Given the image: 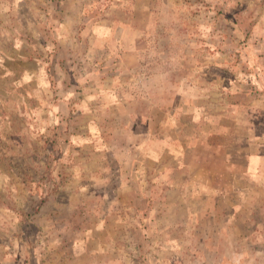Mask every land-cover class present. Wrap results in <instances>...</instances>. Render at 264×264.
Here are the masks:
<instances>
[{
    "label": "rangeland",
    "instance_id": "374dc122",
    "mask_svg": "<svg viewBox=\"0 0 264 264\" xmlns=\"http://www.w3.org/2000/svg\"><path fill=\"white\" fill-rule=\"evenodd\" d=\"M0 264H264V0H0Z\"/></svg>",
    "mask_w": 264,
    "mask_h": 264
}]
</instances>
